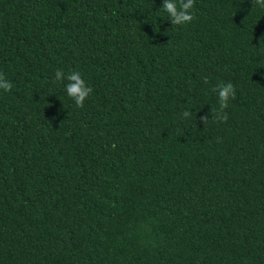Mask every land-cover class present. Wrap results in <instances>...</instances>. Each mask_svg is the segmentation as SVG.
<instances>
[{
  "label": "trees",
  "instance_id": "16d2710c",
  "mask_svg": "<svg viewBox=\"0 0 264 264\" xmlns=\"http://www.w3.org/2000/svg\"><path fill=\"white\" fill-rule=\"evenodd\" d=\"M162 6L0 0V264H264V9Z\"/></svg>",
  "mask_w": 264,
  "mask_h": 264
},
{
  "label": "clouds",
  "instance_id": "9594fccd",
  "mask_svg": "<svg viewBox=\"0 0 264 264\" xmlns=\"http://www.w3.org/2000/svg\"><path fill=\"white\" fill-rule=\"evenodd\" d=\"M252 2L261 9H264V0H252ZM194 3L195 0H163L162 9L167 12L172 25H183L190 23L194 19L191 11L194 7ZM65 79L68 81L65 86L67 95L75 102L77 107L83 108L85 100L93 92V89L87 85L79 71H70L65 76L62 69H57L55 71V81H62ZM204 82L207 83V78L204 79ZM11 89L12 83L7 80L3 74H0V90L9 92ZM213 91H215L218 96V108L212 109L210 113H205L200 117V121L203 125L207 124L210 119L226 121L227 114L224 110L227 109L230 98L234 99L236 95L235 87L231 82H221ZM191 115L192 113L188 110L182 112V116L186 119L190 118Z\"/></svg>",
  "mask_w": 264,
  "mask_h": 264
}]
</instances>
